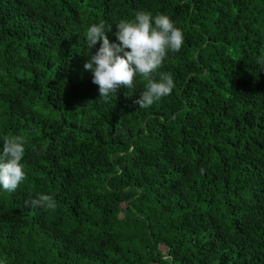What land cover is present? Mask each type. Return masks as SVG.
Returning a JSON list of instances; mask_svg holds the SVG:
<instances>
[{"label":"trees","instance_id":"obj_1","mask_svg":"<svg viewBox=\"0 0 264 264\" xmlns=\"http://www.w3.org/2000/svg\"><path fill=\"white\" fill-rule=\"evenodd\" d=\"M142 11L184 33L145 109L143 77L105 100L83 68L90 25L118 42ZM5 135L26 180L0 189V264H264V0H0Z\"/></svg>","mask_w":264,"mask_h":264},{"label":"clouds","instance_id":"obj_2","mask_svg":"<svg viewBox=\"0 0 264 264\" xmlns=\"http://www.w3.org/2000/svg\"><path fill=\"white\" fill-rule=\"evenodd\" d=\"M114 33L116 41L111 42L103 22L90 25L85 33L89 49L83 68L92 73V83L98 86L99 98L107 100L117 95L123 86L133 89L138 76L148 81L146 88L136 100L140 109L151 107L171 94L175 87L170 74L161 75L159 80L153 74L161 68L167 55L181 50L184 33L176 27L169 16L151 12H138L131 20H121ZM100 43L95 54L90 50ZM122 53V55H121ZM27 141L21 135H5L0 145V189L14 192L26 180L22 160ZM27 205L46 210H55L53 196L40 194L26 201Z\"/></svg>","mask_w":264,"mask_h":264}]
</instances>
